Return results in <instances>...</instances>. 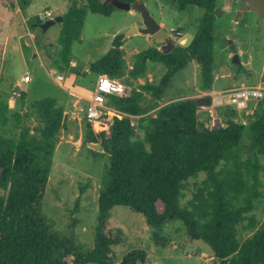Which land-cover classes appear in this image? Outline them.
Here are the masks:
<instances>
[{"label": "trees", "instance_id": "obj_1", "mask_svg": "<svg viewBox=\"0 0 264 264\" xmlns=\"http://www.w3.org/2000/svg\"><path fill=\"white\" fill-rule=\"evenodd\" d=\"M32 1L18 0V6L25 11ZM177 2L182 10L190 5L205 9L193 41L168 54L156 47L138 53L130 75L143 76L148 61L162 62L167 72L159 84L145 83L124 97L111 95L110 104L128 115L115 117L109 131L98 121L87 122V142L100 143L110 157L98 199L93 249L86 250L76 238L75 221L71 233L63 235L42 209L56 145L66 127L64 106L54 98H42L32 105L38 122L34 132L21 123L29 117L25 111L16 116L17 137L0 134V264H115L113 248L124 240L122 229L109 227L117 205L143 214L157 228L181 220L191 240L210 246L212 264H264V216L260 220L254 212H264V105L261 101L252 115L223 107L219 114L226 126L211 128L200 114L201 106L211 103L209 95L159 104L174 75L193 60L201 65L200 88L210 90L214 82L216 0ZM115 9L102 0H69L58 39L60 60L71 64L73 44L81 38L89 11L109 16ZM40 23L38 16L31 21ZM122 36H116L113 48L91 63L92 72L120 79L126 74ZM144 92L152 96L147 105L142 104ZM19 93L24 101L23 90ZM150 109H156L155 115L144 117ZM8 110L9 102L0 95V122H7ZM132 116H140L143 139L136 136ZM200 173L206 177L183 203L191 179ZM244 231L251 234L243 237ZM146 256L144 249L136 248L120 264L144 262Z\"/></svg>", "mask_w": 264, "mask_h": 264}, {"label": "rangeland", "instance_id": "obj_2", "mask_svg": "<svg viewBox=\"0 0 264 264\" xmlns=\"http://www.w3.org/2000/svg\"><path fill=\"white\" fill-rule=\"evenodd\" d=\"M143 1L151 15L166 25V32L174 40L176 34L173 30L177 27L185 32L196 33L205 12L204 8L197 5H190L182 10L177 0ZM226 2L227 0H216L213 30V70L216 76L214 87L222 89L243 83L260 84L264 87V16H259L255 11H244L239 15L238 1L233 0L231 8H228ZM68 6L69 0H33L29 8L23 11L18 6V0H0V13L6 14L9 20L8 24L1 22L0 15V95L2 100L9 102L6 113L8 120L6 123L0 122L1 135L17 137L20 129L16 116L25 111L29 112V117H24L21 123L30 125L31 132H34L38 122L31 113L32 105L42 98H54L58 104L69 108L75 98L69 91L72 86L79 91L83 90L87 97H92L99 76L90 70V65L113 48V42L118 35H123L122 48L126 61V74L121 80L130 87V94L134 89H142L145 83L159 84L166 74L167 66L164 63L148 61L143 76L135 78L130 75L136 55L156 46L152 38L140 32L124 39L133 28L143 27V17L139 10L115 9L109 16L88 12L81 38L74 42L70 55L71 62H76L80 75L72 76L70 65L63 63L58 53L62 23L57 22L46 31L31 24L40 10L51 8L56 17L61 15V10L65 13ZM26 26L35 35L29 40L24 37L28 31ZM230 40L233 41L235 49H232ZM37 50L40 51L38 56L35 55ZM235 54L239 55L241 64L235 61ZM200 68L201 65L194 60L177 72L159 104L200 96ZM23 74L31 77L28 83H20L25 95L24 101L15 90V83L20 82ZM57 74L65 77L61 84L55 81ZM151 101V94L144 92L142 104L147 105ZM11 102L13 104L10 106ZM262 102L264 105V99ZM155 113L156 109H150L144 117L153 116ZM200 114L201 120L205 121L206 113L200 110ZM131 118L137 128L136 136L143 139L145 129L139 126L140 116ZM87 122L83 116L76 120L69 116L65 118L66 127L62 129L56 145L42 209L55 229L63 235L71 233L70 225L75 221L76 238L86 250H91L95 245L99 194L105 186L110 157L107 151L93 149L96 152L94 153L87 145ZM247 135L246 131L245 136ZM205 177V173H200L197 178L191 179V190L186 191L183 203L192 198L196 184ZM254 212L260 220L263 219V211ZM109 227L120 228L124 233L123 242L113 248L115 264H120L123 257L136 248L144 249L147 254L146 260L137 264L213 262L214 254L210 246L202 240H191L181 220H171L157 228L148 224L143 214L128 206L117 205L111 210ZM250 234L251 232L244 231L242 236Z\"/></svg>", "mask_w": 264, "mask_h": 264}, {"label": "built area", "instance_id": "obj_3", "mask_svg": "<svg viewBox=\"0 0 264 264\" xmlns=\"http://www.w3.org/2000/svg\"><path fill=\"white\" fill-rule=\"evenodd\" d=\"M40 20L53 18L50 11L38 13ZM98 81L95 86V92L92 97L78 96L73 104V110L66 113L67 116L76 120L83 116L87 121H98L102 128H110L115 117L122 118L128 114L122 112L110 104V96H127L130 93V87L120 78L111 77L107 74L98 75ZM65 79L64 75L57 74L55 81L59 84ZM31 80L29 75H24L21 82L28 83ZM17 94H20L16 91ZM211 97L209 105L201 106L200 110L204 111L207 116L208 124L213 127H224L226 122L219 114L223 107H234L240 111L252 115L264 99V87L260 84H239L231 88L212 91L208 94ZM133 123V122H132ZM247 124V121L243 120Z\"/></svg>", "mask_w": 264, "mask_h": 264}, {"label": "water", "instance_id": "obj_4", "mask_svg": "<svg viewBox=\"0 0 264 264\" xmlns=\"http://www.w3.org/2000/svg\"><path fill=\"white\" fill-rule=\"evenodd\" d=\"M104 3H109L113 5L117 9L122 10H139L143 17V27L133 28L128 32L126 39L128 36H132L134 34L144 33L150 35L154 40V44L158 51L164 54L171 53L177 45H182L184 47L188 46L194 39L192 35H186L177 37L175 40L172 39L170 35L165 30L166 25L160 23L157 19L151 15L146 4L143 0H135L132 3L122 2L120 0H102ZM240 3L239 15H242L244 11H255L259 14V16H264V0H237ZM233 0H227L228 8H231ZM238 19V17H237ZM64 17L62 15H58L53 18L47 19L44 23H40L39 26L46 31L50 26L56 24L57 22H63ZM231 43L232 49H235V45L232 40L229 41ZM120 50V47L117 48V51ZM235 61L238 64H241L239 60V55L235 54ZM15 90L22 91L20 86H16ZM13 103H10V106ZM87 145L94 149L95 151H100L102 149V145L100 143L94 144L88 142Z\"/></svg>", "mask_w": 264, "mask_h": 264}, {"label": "crops", "instance_id": "obj_5", "mask_svg": "<svg viewBox=\"0 0 264 264\" xmlns=\"http://www.w3.org/2000/svg\"><path fill=\"white\" fill-rule=\"evenodd\" d=\"M7 6L5 5V7L4 8H6ZM4 10V9H3ZM46 11H50V12H52V14H53V17H55V15H54V13H53V10L51 9V8H46V10L45 11H42V10H40V12L39 13H43V12H46ZM66 11V10H65ZM4 12L6 13V11L4 10ZM62 14H64V10H61V15ZM0 15H1V17H2V20H1V22H5V23H9V20H8V16L6 15V14H1L0 13ZM26 28H27V33L25 34V36L24 37H28L27 39L29 40L30 38H31V36H35L34 35V33L29 29V27L28 26H26ZM173 31H175V34H176V36H175V39L177 38V37H181V36H186V35H192V36H195V33H192V32H185V31H183V29H181L180 27H177L176 29H174ZM9 32H10V30H9ZM148 37H150V38H152L150 35H148ZM121 48H122V46H121ZM35 55L36 56H38V55H40V51H38L37 50V53H35ZM194 61V60H193ZM69 69H70V72L72 71V76L74 75H80V71L78 70V68L76 67V62L75 61H72L71 62V64H70V67H69ZM25 74H23L22 76H24ZM99 75V74H98ZM22 76H21V78H22ZM21 78H20V82H17V83H15L16 85H15V87L16 86H20L21 87V84L20 83H23V82H21ZM215 79H216V76H215V74H214V82H215ZM214 82H213V86H212V88L210 89V90H200L201 91V95L200 96H202V95H208L210 92H212V91H219V90H223V89H227V88H231V87H234V86H236V85H234V86H231V87H227V88H222V89H216L215 87H214ZM21 89H22V87H21ZM69 91H70V93H72L73 95H75V98H74V100H73V102H72V106L71 107H69V108H67V106L66 107H64L65 109H64V115H65V118L67 117V115H66V113L67 112H69V111H72L73 110V104H74V102L77 100V98H78V96H85V97H87V95L85 94V92L82 90V91H79L78 89H76L74 86H72V88H70L69 89ZM163 105H164V103H162ZM161 104V105H162ZM166 104V103H165Z\"/></svg>", "mask_w": 264, "mask_h": 264}]
</instances>
